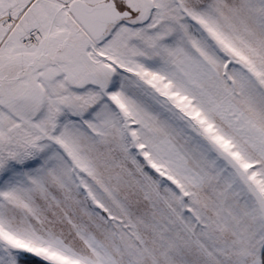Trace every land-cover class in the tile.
<instances>
[{"label":"snow or ice","instance_id":"snow-or-ice-1","mask_svg":"<svg viewBox=\"0 0 264 264\" xmlns=\"http://www.w3.org/2000/svg\"><path fill=\"white\" fill-rule=\"evenodd\" d=\"M0 264H264V0H0Z\"/></svg>","mask_w":264,"mask_h":264}]
</instances>
